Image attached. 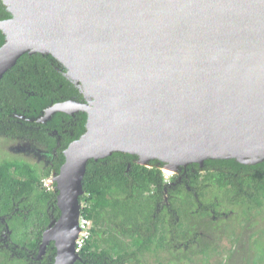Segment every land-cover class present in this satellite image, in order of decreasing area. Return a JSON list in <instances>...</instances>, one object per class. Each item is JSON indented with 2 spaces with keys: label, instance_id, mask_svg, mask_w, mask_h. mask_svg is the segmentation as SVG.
I'll return each mask as SVG.
<instances>
[{
  "label": "water",
  "instance_id": "obj_1",
  "mask_svg": "<svg viewBox=\"0 0 264 264\" xmlns=\"http://www.w3.org/2000/svg\"><path fill=\"white\" fill-rule=\"evenodd\" d=\"M0 79L24 54L51 55L87 114L55 178L58 219L42 235L75 264L89 160L113 153L175 166L264 161V0H0ZM86 94V97L83 95ZM175 171V172H176Z\"/></svg>",
  "mask_w": 264,
  "mask_h": 264
},
{
  "label": "trees",
  "instance_id": "obj_2",
  "mask_svg": "<svg viewBox=\"0 0 264 264\" xmlns=\"http://www.w3.org/2000/svg\"><path fill=\"white\" fill-rule=\"evenodd\" d=\"M11 18V13L0 1V21ZM4 43L5 35L0 30V48ZM65 71L51 55L24 54L0 79V136L16 141L29 139L48 149L59 142L53 164L58 172L65 161L64 151L84 135L87 121V114L81 111L72 114L56 111L48 119L41 120L57 103L84 102L78 89L64 77ZM54 131L57 136L47 134ZM135 160V156L113 153L97 162H87L80 203L81 214L91 221V235L75 264H147L145 254L157 258L160 252H170L171 258L165 264L174 262L179 247L177 242L171 243L176 235L172 225L176 222L168 218L166 212H156L164 190L162 164L156 166L157 162L152 161V167L148 168L136 164ZM3 163L0 164V217L9 218L6 222L9 235L4 242L0 240V264H53L54 242H50L40 256L38 246L49 222L46 211L53 216V222L60 215L56 206L58 192L42 193L37 186L40 175L28 164L15 160ZM198 167L192 164L183 169L181 172L189 176V181L175 189H166L168 194L171 196L177 190L178 194L190 196L185 187L203 191L214 186L221 191L222 200L227 196L231 205V201H240L243 206L250 202L261 205L264 161L246 165L236 160H206L203 168L206 179L196 185L199 175L190 178L189 171L194 169L198 173ZM146 192L149 195L144 197ZM256 193H261L260 201ZM21 198L24 200L21 203L25 202L36 213L39 225L36 239L26 244L15 235L18 213L14 212V206ZM248 199L251 201L247 202ZM179 218L177 225L181 223ZM4 232L5 224L0 222V233ZM25 249L36 251L38 258H26Z\"/></svg>",
  "mask_w": 264,
  "mask_h": 264
},
{
  "label": "flooded vegetation",
  "instance_id": "obj_3",
  "mask_svg": "<svg viewBox=\"0 0 264 264\" xmlns=\"http://www.w3.org/2000/svg\"><path fill=\"white\" fill-rule=\"evenodd\" d=\"M48 118H45L44 116L41 120L44 121ZM47 134L51 136H57L56 131L51 133L48 132ZM2 137L5 136L2 135ZM19 140V142H29V144L26 143L23 144V146H14L18 148L19 151H12V153L21 155L26 159L29 158L31 162L35 160L37 163H39V165H31L29 162H25L23 160L16 161L28 164V166H30L32 170L40 175L37 186L42 193H56L55 178L57 177L59 172L55 171L53 164L57 156V147L60 146V143L58 142L56 143L54 148L48 149L46 146L40 145L39 143H36L35 141H31L29 139ZM5 162L7 161H4V163ZM134 162L136 163V160ZM145 167L150 168L152 166L150 165ZM203 168L204 166L202 168L198 167V173L194 169L189 171L190 178L192 176L198 177L199 175L197 180L195 179V177L193 178V180H196V185L202 184L204 182L203 180L206 179ZM127 169H129V166ZM162 181L164 184V190L159 202L156 205V212H166L168 218H174V221L176 223H173L172 226H174V232L176 233V235L171 239V243L177 242L176 244L179 245L174 255V262L171 264H190L192 257H196L198 255L206 257V259L211 262L215 261L214 264H225L229 259L230 252H232L231 250L235 249L234 245L230 246L227 251L222 250L223 247H220L213 242L214 234H223V237H225L226 239L228 237L233 238V236H235V233L237 232V230L232 229L234 225L240 228L246 223L247 219H256L260 217V214L262 212H264V199H262L260 206H257L256 204L250 202V199L247 200V202H250L247 206L241 205L240 201H231V205L230 200L227 198V196L226 198L225 196H223L222 200V193H220L221 191L214 186H211L210 190L207 189L203 191L196 188L191 190L190 187H185L186 190L190 192V196H185L183 193L178 194L177 190L176 193L170 196L166 189H175L179 184L181 185L185 183V181H189V176L185 172H179L175 175H172L170 178L162 173ZM184 185H186V183ZM148 195L149 193L147 192L143 194L144 197ZM255 196H257L258 200L260 201L261 193H256ZM21 199L22 200L15 203L14 206V212L18 213L15 235L19 240L25 242L26 244L29 241H34L36 239V231L37 228H39V225L36 213L32 211V208L27 207L24 204L25 202L21 203L24 201L23 198ZM46 212L49 222L41 233L40 243L44 231L54 221L53 216L48 213V210ZM177 212H179V215H177ZM179 217H181V223L177 225V223L180 221ZM7 219H9L8 216L0 217V222L2 224H5V232L0 233L1 242H4L6 237H8L6 235H9V232L6 230ZM169 230H171V227L169 228ZM182 244L187 247L181 246ZM242 244L243 243L241 240L239 242V245ZM214 250L219 253L216 252L215 256L213 254V258L209 259L211 252H213ZM26 251V258H29L30 260H36V257L38 258V253L36 251L32 252L30 249ZM161 253L163 255H160ZM233 255L234 254H232L230 258ZM160 256H162L161 259L163 260V262H159L161 264H164V262L169 261V259L171 258L170 252H160L157 259H160ZM151 257L152 256L150 255V253L145 254L146 259Z\"/></svg>",
  "mask_w": 264,
  "mask_h": 264
},
{
  "label": "rangeland",
  "instance_id": "obj_4",
  "mask_svg": "<svg viewBox=\"0 0 264 264\" xmlns=\"http://www.w3.org/2000/svg\"><path fill=\"white\" fill-rule=\"evenodd\" d=\"M26 143L29 144V142H19L0 136V164L4 161L23 160L25 162H29L31 165H39V163H37L35 160H32L33 162H31L29 158L26 159L21 155L12 153V151H19L18 148L14 146H23V144ZM145 164L146 166H150L149 162ZM156 166H159V164L156 163ZM202 167L203 165H199V168ZM160 168L161 172L164 173L168 178L180 172V170H177L176 172L169 174L164 171V166H161ZM232 229L237 230L233 238L228 237L226 239L223 237V234H214L213 236V242L218 246L223 247L224 249L222 248V250L227 251L230 246L234 245L235 249L231 250L232 252H230L229 259L225 264H264V212H262L260 217L256 219H247L246 223L242 225V227L239 228L234 225ZM241 240L243 244L239 245ZM216 252V250L211 252L209 259L213 258V254L215 256ZM232 254L234 255L230 258ZM160 255L163 254L161 253ZM161 258L162 256H160V259H157L154 256L147 258V264H155L160 261L163 262ZM214 262L215 261L211 262L207 260L204 256L198 255L196 257H192L190 264H214Z\"/></svg>",
  "mask_w": 264,
  "mask_h": 264
},
{
  "label": "built area",
  "instance_id": "obj_5",
  "mask_svg": "<svg viewBox=\"0 0 264 264\" xmlns=\"http://www.w3.org/2000/svg\"><path fill=\"white\" fill-rule=\"evenodd\" d=\"M79 234L76 240V252H80V250L84 247L87 240H89L91 235V221L84 217L82 214L79 218Z\"/></svg>",
  "mask_w": 264,
  "mask_h": 264
},
{
  "label": "bare ground",
  "instance_id": "obj_6",
  "mask_svg": "<svg viewBox=\"0 0 264 264\" xmlns=\"http://www.w3.org/2000/svg\"><path fill=\"white\" fill-rule=\"evenodd\" d=\"M83 95L86 97V94H83ZM164 167H165L164 171L166 173L171 174V173H174L176 171V167L175 166H164Z\"/></svg>",
  "mask_w": 264,
  "mask_h": 264
}]
</instances>
